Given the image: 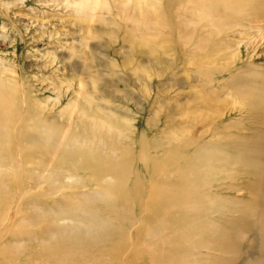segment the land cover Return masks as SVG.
<instances>
[{
	"label": "rangeland",
	"instance_id": "obj_1",
	"mask_svg": "<svg viewBox=\"0 0 264 264\" xmlns=\"http://www.w3.org/2000/svg\"><path fill=\"white\" fill-rule=\"evenodd\" d=\"M108 1L95 18L83 20L67 0H0V62L50 121L59 120L80 81L119 125L129 121L122 132H111V139L128 145L136 162L127 179L131 210L118 215L123 201L104 193L102 184L116 183L109 173L97 178L91 170H77L71 178L66 172L50 178L22 157L19 166L0 170L8 185L0 187V203L9 228L0 264H78L81 253L88 258L85 264H123L121 257L125 264H154L153 259L156 264H264V111L259 104L246 106L240 95L249 83L264 94V0L235 9L214 4L213 16L195 24L187 22L198 12L181 8L185 0H151L145 25L127 18L123 0ZM233 79L238 87L229 86ZM212 145L225 152L211 164L217 170L199 171L195 180L184 170L189 181L179 183L174 171L201 162V146ZM167 154L179 163L168 162ZM103 155L107 162L116 160L111 149ZM159 159L165 165L155 170ZM170 172L172 180H161ZM135 178L149 208L153 188L162 183L181 194L175 197L180 202L215 200L204 218L212 224L194 231L201 237L194 238L197 245L182 241L162 259L135 244L145 214L131 194ZM179 208L167 224L171 229L185 224L172 220L186 218ZM68 215L92 222L89 229L71 231L81 242L64 240L73 226L64 219ZM171 229L164 226L165 232ZM122 237H127L123 245ZM113 247L121 255L114 256Z\"/></svg>",
	"mask_w": 264,
	"mask_h": 264
},
{
	"label": "bare ground",
	"instance_id": "obj_2",
	"mask_svg": "<svg viewBox=\"0 0 264 264\" xmlns=\"http://www.w3.org/2000/svg\"><path fill=\"white\" fill-rule=\"evenodd\" d=\"M67 1L68 6L72 5L76 9V13L80 18L84 17V19L82 18L83 20L95 18L98 15L97 12L102 7H109L110 5L108 0ZM99 1H101L100 3L102 6L98 3ZM246 1L248 2V0H219V2H217V0H185L181 2L180 7L183 9L189 8L191 12H198L195 18H191L187 22L195 24L201 17L213 16L211 12L213 11L212 9H214V4L218 6V4L224 2L225 6L229 4L227 7L230 9H235L236 6L246 8ZM150 2L151 0H123L121 3L123 5L122 11L127 14L128 19L133 20L137 25H145L149 20ZM206 8L210 10V13L204 12ZM159 21L165 22L164 19ZM182 28L184 29V26ZM165 38H167V36H165ZM206 63H208L207 60ZM214 66L215 65H213V67ZM217 67L218 66H215L213 69V71H216L215 73H218L220 70V68L217 70ZM210 71L212 72V70ZM249 74V77L252 78L255 73L252 72ZM11 77L13 76L5 73V66L0 62V170L8 168L10 163H15L19 166L22 157H24L25 161L29 163V166L31 165L33 169L48 171L51 175L50 178H56L60 172H66L68 178H71L74 177L73 175L77 170H91L97 178L109 173L115 178L116 183L111 186L105 183L102 184L101 187L104 193L106 196L115 197L123 201V205H120L116 209L118 215H120L121 212L125 213L130 211L132 201L126 192L128 186L127 179L131 171L134 170L136 162L128 145L124 146V144H121L122 141L115 142L111 139V132H122L123 130L121 128L126 129L127 126L129 127V121H123L122 125H119L121 122L117 119H113V112L95 102L94 96L83 89L82 81L79 83L80 88L76 97L69 100L66 106L60 111L59 120L50 121L48 117L45 116L46 114L43 109L40 108V104L35 103V99L29 94L27 95L28 91L26 87L24 86L23 89L20 87L21 83L19 80ZM206 77L209 76L207 75ZM230 82L231 83H228L229 86L233 85L238 87V82H235V79ZM254 84L255 83L247 84V86L240 91V95L247 101L245 102L246 106L250 104H259V107L263 106L261 109L264 111V94H260ZM22 85L24 84L22 83ZM26 96H28V98ZM249 97H253L255 100H250ZM29 101H32V103L30 104ZM61 101V97H57V103ZM35 105L38 106L37 108L39 110H34ZM26 122H28L30 126H27ZM29 130L37 132V134L29 133ZM108 147L116 157V160L113 162H107L108 159L103 155V151H110ZM201 148L204 149V153L201 154L203 156H201V162L194 161L191 165H187L186 168L180 170L177 168L178 170L174 171L178 176L179 183L189 181V174L184 170L193 172L192 180L197 178L196 175L199 171H204L205 169L217 170L215 165L212 167L211 164L216 158L221 157L223 154L225 155L224 150L221 149L220 146L217 147V145L207 147L201 146ZM168 155L169 154L165 157L166 160H169L168 162L176 161L175 163H179L175 156ZM142 157L143 160L147 157L144 151H142ZM158 161L155 170H157L158 166L165 165L162 159ZM170 174L171 172L168 175H163L161 180L169 182L172 180L169 177ZM17 181L19 182V179ZM135 181H137L136 178ZM165 184L166 183H162L161 185L157 184L153 188L151 198L153 205L151 208L147 207V202L143 197L139 182L137 181L131 186V194H133L135 198H138V200L140 199L141 208L145 211V214L141 216L142 223L135 233V244H138L139 247L144 244L151 257L162 259L169 256V253L176 251L174 246L182 241L190 242L189 244L191 246L197 245L196 242H198V240H194V238L201 239V237L195 235L194 231L199 233L202 229L208 228V225L212 224L211 219L205 220L204 218L212 213V207L208 205L216 204L214 202L215 200L212 202V200L206 201L203 199H201L202 201L194 200L193 202H180L175 197H180L181 194L171 190V185L169 183V185L166 186ZM175 185L173 184L172 187ZM7 186L8 185L0 176V187L6 188ZM185 189L189 191L188 188ZM186 190L184 193H187ZM9 197H7L8 200H10ZM1 204L2 203H0V248L3 239L9 233V228L4 227L6 225H4L5 219L3 220V205ZM204 205L205 207H202ZM176 207L182 209L180 215L183 214V216H186L187 214V216L183 219L180 218V220L177 218L172 220H178L179 223L180 221L184 222L186 225L181 223L177 226H173L174 228L171 229L167 224L171 223V218L176 215V213L173 214L174 212H172L175 211ZM88 218L78 216L75 219L70 215L65 217L64 219L71 221L73 226L71 230L68 231V235L65 234L63 236L64 240H68L71 243L76 240L81 242V236L70 233L73 229L81 230L82 225L89 229L90 226H92V222L90 220L88 221ZM198 221H201L200 225L196 224ZM202 224H206V226L203 227L201 226ZM165 225L168 226L171 231L165 232ZM159 231L162 232L163 236H158ZM119 242V244H125L127 242V237H122ZM111 249L113 250L114 256L118 257L121 255L122 250L117 249V247ZM6 253L7 252L0 249V254L6 255ZM79 256L78 264L87 263L88 258L84 253L79 254ZM153 260L154 264H156L155 259ZM120 261L125 264V260L122 257ZM168 264L173 263L169 262Z\"/></svg>",
	"mask_w": 264,
	"mask_h": 264
}]
</instances>
